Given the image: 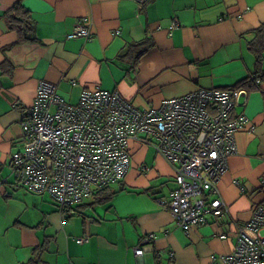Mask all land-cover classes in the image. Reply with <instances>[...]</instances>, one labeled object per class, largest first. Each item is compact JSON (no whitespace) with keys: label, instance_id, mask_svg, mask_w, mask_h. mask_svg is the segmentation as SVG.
Masks as SVG:
<instances>
[{"label":"crops","instance_id":"obj_1","mask_svg":"<svg viewBox=\"0 0 264 264\" xmlns=\"http://www.w3.org/2000/svg\"><path fill=\"white\" fill-rule=\"evenodd\" d=\"M15 3L28 11L26 38L5 19ZM85 16L92 38H70ZM263 22L264 0H0V264H211L231 252L236 227L264 198V51L257 60L247 48ZM134 45L147 49L132 66ZM252 74L258 83L242 81ZM39 80L54 83L68 103L99 87L139 110L197 89L244 85L234 112L249 121L215 182L228 210L185 233L160 200L176 187L172 166L129 140L121 184L60 213L46 193L20 185L9 164ZM150 233L155 239L144 242Z\"/></svg>","mask_w":264,"mask_h":264},{"label":"built area","instance_id":"obj_2","mask_svg":"<svg viewBox=\"0 0 264 264\" xmlns=\"http://www.w3.org/2000/svg\"><path fill=\"white\" fill-rule=\"evenodd\" d=\"M131 1L142 5L148 0ZM92 27V18L82 17L68 36L90 40ZM255 75L250 78L258 83ZM245 93L243 88L197 89L164 99L156 108L139 110L118 91L99 87L83 89L77 103H68L54 83L39 80L31 104L22 109L20 146L9 164L20 185L46 193L65 213L96 188L125 177L131 161L129 140L150 145L172 166L176 182L161 204L187 233L228 210L215 182L235 152L234 134L249 121L234 112ZM261 230L264 198L253 205L249 219L236 227L233 250L212 256L211 264H264ZM154 239L150 233L144 242ZM83 241L76 239V243ZM133 250L142 256L140 247Z\"/></svg>","mask_w":264,"mask_h":264},{"label":"trees","instance_id":"obj_3","mask_svg":"<svg viewBox=\"0 0 264 264\" xmlns=\"http://www.w3.org/2000/svg\"><path fill=\"white\" fill-rule=\"evenodd\" d=\"M5 19L7 20L8 26L10 29L14 30L17 34H22L23 38H26L27 36H31L30 34V28L28 27V11L24 10L20 3H15L9 7V9L5 12ZM254 32V37L253 39L248 42V50L252 52L255 56V58L258 60L260 53L264 51V22L261 23L255 30ZM137 45V44H136ZM136 45L132 46L131 49L128 48L129 51L133 52L135 54L134 59L132 61V66L136 65V61L138 58L141 56L142 53H144L147 49L144 48L142 51H135L138 47ZM150 46L152 44L150 43ZM137 53V54H136ZM257 74V73H256ZM257 78L259 79V76L257 75ZM247 81L248 84L255 83L250 76H248L246 79L242 80ZM244 85H239V83L235 84L234 87L232 88H240L243 87ZM153 108V107H150ZM124 179V178H123ZM122 179V180H123ZM122 180L120 182H122ZM118 182L117 184H121ZM106 186L96 188L92 195L96 194L97 192H102L106 190ZM90 196V197H91Z\"/></svg>","mask_w":264,"mask_h":264},{"label":"rangeland","instance_id":"obj_4","mask_svg":"<svg viewBox=\"0 0 264 264\" xmlns=\"http://www.w3.org/2000/svg\"><path fill=\"white\" fill-rule=\"evenodd\" d=\"M147 146H150V145H147ZM152 147V146H150ZM153 148V147H152ZM114 185V184H113ZM116 185V184H115ZM261 234H264V230H261Z\"/></svg>","mask_w":264,"mask_h":264}]
</instances>
